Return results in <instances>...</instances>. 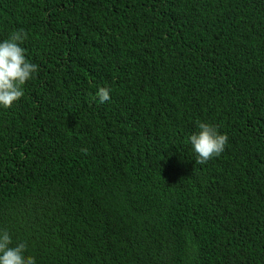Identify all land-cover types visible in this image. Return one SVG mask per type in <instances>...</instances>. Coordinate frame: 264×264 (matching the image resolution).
<instances>
[{
	"label": "trees",
	"instance_id": "obj_1",
	"mask_svg": "<svg viewBox=\"0 0 264 264\" xmlns=\"http://www.w3.org/2000/svg\"><path fill=\"white\" fill-rule=\"evenodd\" d=\"M19 29L38 71L0 106L13 244L35 264H264V0H0V42ZM198 122L228 136L203 165Z\"/></svg>",
	"mask_w": 264,
	"mask_h": 264
},
{
	"label": "clouds",
	"instance_id": "obj_2",
	"mask_svg": "<svg viewBox=\"0 0 264 264\" xmlns=\"http://www.w3.org/2000/svg\"><path fill=\"white\" fill-rule=\"evenodd\" d=\"M28 34L19 29L0 42V106L10 108L23 95V86L33 78L38 66L26 59L25 49L20 45ZM110 88L99 87L96 93L100 103L107 102ZM199 131L189 137L190 144L197 155V164H206L213 157H219L228 143L227 134H221L211 123L198 122ZM25 242L13 244L7 230L0 231V264H35V258L25 255Z\"/></svg>",
	"mask_w": 264,
	"mask_h": 264
}]
</instances>
